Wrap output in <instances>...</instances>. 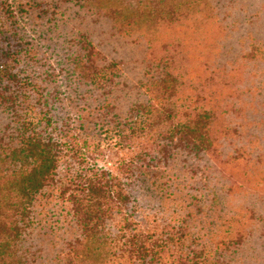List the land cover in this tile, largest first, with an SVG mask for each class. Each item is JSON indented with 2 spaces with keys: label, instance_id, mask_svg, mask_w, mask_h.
<instances>
[{
  "label": "trees",
  "instance_id": "16d2710c",
  "mask_svg": "<svg viewBox=\"0 0 264 264\" xmlns=\"http://www.w3.org/2000/svg\"><path fill=\"white\" fill-rule=\"evenodd\" d=\"M74 2L86 25L152 52L151 31L176 39L139 60L131 100L121 59L99 63L89 33L57 58L27 34L32 4L0 0V264H264V230L222 198L239 186L243 150L218 148L230 134L214 126L224 84L195 81L184 63L208 51L179 35L211 25L208 1ZM53 13L33 17L57 22ZM195 13L200 23L184 22ZM56 72L74 82L62 86ZM213 169L233 177L219 191Z\"/></svg>",
  "mask_w": 264,
  "mask_h": 264
},
{
  "label": "rangeland",
  "instance_id": "374dc122",
  "mask_svg": "<svg viewBox=\"0 0 264 264\" xmlns=\"http://www.w3.org/2000/svg\"><path fill=\"white\" fill-rule=\"evenodd\" d=\"M21 1L32 4L29 17V21L32 22L27 24L29 26L27 34L32 38L36 37L41 48L47 46L48 53L57 51L59 52L57 58L70 59V51L78 49L77 38L86 32L90 34L88 37L97 51L99 63L111 58L121 59L120 70L127 82L123 91L131 100L133 99L132 93L136 91V88L131 85L137 81L142 69V63H139V60L145 52L148 54L151 48L148 50L143 44L133 43L128 37H117L109 31L102 32L93 19L86 25L80 14L83 12V7L74 0ZM207 1L208 9L211 11V14L207 16L212 20L211 25L201 24V29L193 26L194 28L187 29L184 34L179 33V35H182L183 41L199 43V46L204 48L209 46L208 51L192 50L190 53L197 52V60L184 63L190 67L195 81H206L214 87L224 84L222 93L218 97L225 96L223 102L227 101L228 106L214 120V126L218 129L227 127L230 134L220 135L218 148L222 157L231 156L239 146H242L243 150L240 161L234 162L236 165L232 169L236 176H240L236 183L239 186L232 190H223L222 198L226 197L230 208L237 209L239 205L247 207L248 209H243V211L252 217L247 221L250 222L247 228H256V232L259 233V230H264V0ZM54 6L57 8L53 9ZM44 7H47L49 12H55L53 14L57 22H44L46 17L41 18L42 22H40L38 17H33L38 9ZM198 14L188 16L184 22L194 24L196 22L194 18ZM200 21L201 17L196 23ZM181 30L178 29L177 32ZM166 33H168L166 30L150 32L152 48L155 51H151L152 55L172 50L176 33L165 36ZM248 53H253V55L248 56ZM61 64H54V66L57 68V65ZM231 68L234 70L226 74V69L231 70ZM56 74L62 86L74 82L67 78L68 76L61 78L62 73L56 72ZM65 93L69 95L67 90ZM121 101L123 102L124 98ZM78 102L83 104V100L79 99ZM258 155L263 158L261 161L256 160L255 157ZM253 171L260 173L257 176L258 183L256 180L252 183L255 184L254 189L246 183V178ZM211 174L217 178L216 189L218 191L222 186H228L230 180L233 179L227 173L220 175L218 169L217 171L211 170ZM252 191L257 194H252ZM61 236L64 237V234ZM262 242L264 246V241Z\"/></svg>",
  "mask_w": 264,
  "mask_h": 264
}]
</instances>
